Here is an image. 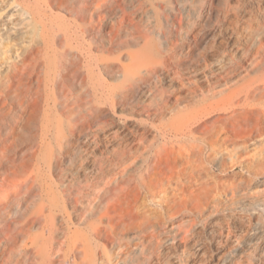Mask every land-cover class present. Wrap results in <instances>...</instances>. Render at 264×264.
I'll use <instances>...</instances> for the list:
<instances>
[{
  "label": "bare ground",
  "instance_id": "1",
  "mask_svg": "<svg viewBox=\"0 0 264 264\" xmlns=\"http://www.w3.org/2000/svg\"><path fill=\"white\" fill-rule=\"evenodd\" d=\"M46 1L49 2L47 5L66 8L80 20L96 17L100 21L108 13L119 15L117 24L105 26L109 30L105 33L109 35L107 38L101 37L99 43L105 40L109 47L105 49L103 46V49L108 53L129 46H137L138 51L126 64L118 62V58L94 59L87 55L84 66L78 32L91 35L95 30L94 24L87 25L84 31L79 27L72 30L67 22L54 27L52 14L43 16L53 42L57 43L53 63L55 76L50 88L53 94L51 102L57 115L66 118L68 124L49 118V100L43 76L45 65L40 58L37 59L40 47L25 51L23 57L13 65L11 77L17 82L15 91L19 92L21 87H25V94H18L16 98L26 111L28 152L33 155L39 147L41 151L38 167L31 161L33 156L29 157L32 171L29 169L28 184L32 180V172L35 173V179L29 185L31 205L39 202V206L50 214L58 209L57 203L50 200L46 203V187L40 167L47 158L44 138L51 134L55 139H60L61 144L58 158L51 162L59 172L58 192L61 198L74 197L76 207L87 208L89 214L95 213V202L89 197L92 186L80 184L79 173L85 168L84 163L77 160L83 159V152L87 151L88 145L81 141L87 133L93 132V125L108 121L107 110L99 105V101L108 96L116 108L129 106L136 113L144 114L149 125H139L136 120H130L137 128L136 136L131 139L113 136L115 145L111 149L114 160L100 158L92 161L93 164L97 163L102 173L108 167H122L118 182L124 184L122 190L125 197L133 196L137 202L141 200V191H145L151 203L161 198L155 205L159 211L149 214L144 210L141 213L142 222L137 226L141 243L138 255L130 253L127 248L121 252L120 263L113 258H97L87 233L77 231L79 255L92 257L87 264H215L212 261L215 257L217 264H247L248 259H262L264 15L256 17L251 9H264V0H255L254 7L247 0H104L97 9L109 7V10L97 13H89L88 3L82 0H75L68 7L63 0ZM212 27L219 32L209 30ZM223 33L227 38L222 36ZM187 37L192 40L186 42ZM88 38L93 41L88 43L90 51L97 38L96 35ZM98 46L96 44L94 48ZM207 57L211 58L210 63H207ZM93 64L111 77L118 76L120 82L117 87L105 93L104 85L101 87L93 83L90 80ZM248 73L257 74L251 81L232 89ZM184 75L188 77L183 79L181 76ZM202 76L209 78L205 88L199 79ZM162 80L166 81L168 89L162 88ZM174 83L176 88L172 87ZM72 85L81 88L76 96L65 89ZM1 86L3 83L0 82ZM198 95L202 98L197 99ZM220 97L228 108H220L219 99V102H214L215 98ZM171 101H175L173 106L170 105ZM180 103H196V107L189 114L173 113ZM105 127H100L99 131L104 136L112 134V130ZM196 131L204 134V138L213 132L215 144L222 142L237 146L251 141L255 148L261 147L245 172L236 177L219 176L211 180L224 188L225 200H231L228 205H249L247 226L241 217L235 218L234 224L243 228L241 235L230 229V220L218 214L221 200L208 195L216 186L205 181L201 173L202 169L205 170L204 160L219 152L220 147L211 144L206 152L201 147L186 152L175 151L171 147V140L187 137ZM158 134L165 143L159 142ZM224 149L227 150V147ZM138 161H143L145 167L139 170L140 175L135 178L131 166ZM239 164L246 166L244 162ZM82 180L87 182L88 176L84 174ZM141 205L140 202L138 207ZM208 218L227 221V228L213 224L210 233L227 241L234 239L237 246L227 252L220 248L221 240L211 241V244L215 242L217 250L213 254L207 241L201 240V232L198 231L200 221ZM55 219L50 221L53 226ZM175 222L179 223L176 227ZM93 231V236H97L99 231ZM177 235L180 240L175 243ZM245 249L248 253L238 254ZM230 252L235 254L232 259L228 257ZM52 255L50 252L44 255L39 251H27L25 262L32 264L38 260L40 263L36 264H55Z\"/></svg>",
  "mask_w": 264,
  "mask_h": 264
},
{
  "label": "rangeland",
  "instance_id": "2",
  "mask_svg": "<svg viewBox=\"0 0 264 264\" xmlns=\"http://www.w3.org/2000/svg\"><path fill=\"white\" fill-rule=\"evenodd\" d=\"M45 1L0 0V82L3 83V86L0 87V264H27L28 262H25L27 251L34 253L39 251L44 255L50 252L53 254L55 264H87L91 261L92 257H82L79 255L77 231L87 233L90 239L89 242L94 248L97 258H113L116 262L120 263L118 259L121 256V252H124L127 248H129L130 253L138 255L141 243L137 226L142 222L141 213L144 210H147L149 214L159 211V208L155 207V205L161 197L156 198L155 203L153 201L152 203L150 202V197L145 191H141V200L137 202L133 196L125 197L122 190L124 184L118 182L122 167H108V170L102 173L98 170L97 163L93 164V162L100 158H108L109 161H113L111 146L115 145V140L112 137L118 136L122 139L135 137L137 128L130 123V120H136L139 125L142 123L149 125L147 117L142 113H136L129 106L116 108L108 96L99 101V105L108 112V121L106 124L96 123L93 125V132L87 133L85 139L81 141L83 144L88 145L87 151L83 152V159L77 160L78 163L83 162V168H85L83 172L79 173L80 184L87 185L88 187L92 186L93 188L89 191V197L90 200L95 202L96 211L91 214H89L87 208L76 207L74 197L61 198L60 192H58L59 172L53 168L51 163L58 158V153L61 150L60 139H55L51 134L45 136L44 144H46L47 158L46 163L40 166L46 187L44 197L46 203L50 200L58 204V209L50 214L48 210H44V208L39 206V202L31 205L32 200L28 196L29 185L33 178L35 179V173L32 172V180L28 184L29 171L31 170L29 167V157L31 154L27 149L29 145V129L26 122L25 107L16 98L18 94H25V87H21L19 92L15 91L14 87L17 86V82L11 76L14 71L13 65L17 59L22 58L25 51L35 50L40 47L37 59L40 58L45 65L43 76L46 84L45 93H47L49 100V118L52 121L60 119L64 124H68L66 118L57 115L51 102L53 94L50 88L51 81L55 76L53 63L54 50L57 49V43L53 42V38L45 26L43 16L52 14L51 18L54 27H59L64 22H67L72 30L75 27H79L84 31L87 25L94 24L95 30L91 35L93 37L96 35L97 40H95L96 42L94 41V45H99L97 49L93 46V49L89 51L88 43H93L88 38L91 35L86 34L85 36L84 32H78L79 43L82 45L80 51L82 52L81 60L84 66L86 65L87 55H90L94 59L115 60L118 58V62L120 63H129L132 55L137 53L138 47L129 46L108 53L105 49H108L109 46L105 40L103 39V42L99 43L101 37L107 38L109 35L106 34L109 30L105 26L109 27L108 25L119 22V15L115 13H108L100 21L96 17L80 20L71 15L66 8L47 5L49 2L46 1V3ZM63 1L66 2V7L75 2V0ZM82 1L83 3H88L89 13L109 10V7L97 9L103 4L104 0ZM247 1L251 7L255 6V0ZM251 12L256 17L264 15V9L256 11L255 8H252ZM55 15L57 17H54ZM209 30L219 32L216 27H212ZM222 36L227 38L224 33ZM191 40V37L186 38V42H190ZM103 46L105 49H103ZM206 61L210 63L212 60L210 57H207ZM92 69L93 72L90 80L101 87L104 85L106 87L105 93H107L108 89L112 91L119 84L120 80L118 76L111 77L106 72L99 71L96 64H93ZM256 74H246L232 89L251 81ZM206 76L209 77V74L206 73ZM181 77L185 79L188 75ZM199 79L205 88L207 82H209V78L205 79V76H202ZM34 83L36 84L35 81ZM161 83L163 89L169 88L166 81L162 80ZM172 87L176 88L177 85L174 83ZM65 89L68 93H74L73 96H76L81 90L78 85L67 86ZM82 89L84 90V88ZM201 98L202 96L198 95L197 99ZM218 99L220 100V108L225 109L229 107L226 102H221L222 97L215 98L214 102H219ZM173 103L175 101H171L170 105L173 106ZM195 107L196 103H180L175 106L173 113L189 114ZM103 126L110 128L112 134L104 136L99 131V128ZM227 134L231 135L229 132ZM203 135L201 132L196 131L187 137L171 140V147L175 151L182 152L197 150L199 147L204 148V152H206L211 147V144L216 148L220 147L219 152L211 154L210 157L204 160L203 166L205 170L202 169L201 173L204 180L209 184L214 183L211 181L213 178L219 176L236 177V175L245 172L249 168L247 165L255 159L257 152L261 149V147L255 148L251 141L245 145L240 143L237 146L222 142L215 144L216 139L213 132L207 138H204ZM248 138L246 137V139ZM158 140L161 143H165V140L161 139L159 134ZM225 147H227V150L224 149ZM40 155V147L31 155V157L33 156L31 161L37 167L40 164ZM239 162H244L246 166H240ZM234 164L236 165L234 166ZM144 167L145 163L143 161L134 162L131 166L133 176L136 178L140 175L139 170L141 168V170H144ZM84 174L88 176L87 182L82 180ZM261 180H264V178ZM190 185H193V183H190ZM214 185L216 186L214 191L208 195L221 200L218 214L230 220L228 222L230 229L234 233L241 235L243 228L234 224L235 218L237 216L241 217L247 226L249 205L247 203L234 207L228 205L231 200H225L227 196L223 193L224 188L220 187L217 183H214ZM140 202L143 205L138 207ZM54 218L56 219L53 226L50 221ZM226 223L227 221L222 218H208L201 220L199 223L198 231L201 232L200 238L207 241L213 254L217 250L214 246L215 242L211 244V241L221 240V242L219 241L220 248L227 250V252L233 246H237L234 239L227 241L225 238L220 239L218 235L210 233V228L213 224H218V227L227 228ZM177 225L179 223L175 222L174 226L176 227ZM95 229L99 231L97 236H93L95 234L93 230ZM171 235L173 237V234ZM178 240H180L179 235L175 237L174 242L177 243ZM246 252L248 253L247 249L238 252V254L244 255ZM234 255L233 252H230L228 257L232 259ZM212 261L215 264L218 263L216 257ZM36 262L38 260L32 264H36ZM263 262L264 256L262 259L254 257L247 260V264H264Z\"/></svg>",
  "mask_w": 264,
  "mask_h": 264
}]
</instances>
